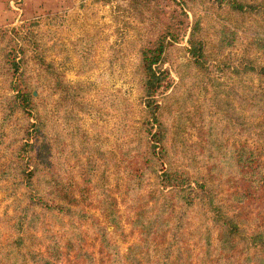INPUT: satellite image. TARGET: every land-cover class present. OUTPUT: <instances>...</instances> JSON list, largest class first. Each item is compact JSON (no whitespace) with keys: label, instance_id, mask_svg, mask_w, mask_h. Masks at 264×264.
Masks as SVG:
<instances>
[{"label":"trees","instance_id":"obj_1","mask_svg":"<svg viewBox=\"0 0 264 264\" xmlns=\"http://www.w3.org/2000/svg\"><path fill=\"white\" fill-rule=\"evenodd\" d=\"M173 1L192 12L187 54L189 65L195 69L190 76L195 82L188 88V98L194 96L192 89L198 87L196 79L206 75L210 79L208 74L212 73L214 66H219L218 60H214L217 61L213 62L214 66L210 64L213 54L238 49L244 41L248 42L250 52L264 53V0ZM203 1L208 3L210 10L216 8L215 14L221 21L210 28H205L202 16L194 10L195 5H204ZM234 29H239L246 36H239ZM166 32L142 46L139 52L137 72L145 114L141 128L132 133L135 140L125 142L116 137L120 142L117 157L92 149L88 145L89 138L78 126L77 113L88 107L82 103L81 86L66 84L59 77L52 78L48 87L53 90H46V98L41 100L39 95H33L30 78L25 79L19 72L20 67L26 64L25 51H20L21 58L18 56L20 53L14 52L9 62L12 71L9 85L13 96L1 97L0 100V149L9 155L3 164V180L8 177L22 179L21 184L25 186H19L26 188L23 195L28 198L26 211L38 206L60 226L68 225L76 231L74 219L92 221L93 217L85 210L87 207L96 208L114 232L123 234L115 189L108 188L113 173L115 187L118 192L120 190L123 202H132L128 206L132 217H127L126 224L130 227L129 234L136 235L139 243L131 244L121 256L117 247L110 245L106 228L93 220L91 224L101 247L99 254L102 255L103 249L108 250V264H193V250L188 246L193 240L191 236L197 237L201 243V251L195 257L197 264H264V159L261 151L246 144L248 139L255 137L256 142L264 146V93L251 89L244 91L236 97L238 110L230 100L234 96L231 91L216 94L210 104L194 106L200 128L197 129V143L191 146L195 156L190 164L184 163L183 157L177 154L182 156L183 153L177 150L179 127L172 132L162 112L168 108L165 106L164 109V103L176 98L177 90L187 85L185 75L173 88L172 94L164 96L161 91L169 87L165 84L167 72L155 68L164 62L168 48L178 41L179 31L168 28ZM166 36L169 37L166 39ZM32 46L34 49L37 47L35 44ZM210 47L212 54L207 53ZM243 63L241 71L235 68L232 73L240 78L248 74L264 75V65L260 66L247 57ZM40 64L50 66L43 60ZM55 94L58 96L55 109L61 113L66 130L69 129L70 150L61 125L52 123L47 113L46 117L38 114L39 109L44 111V102L47 103ZM121 106L128 118L129 105L124 103ZM116 110L121 113L118 108ZM222 110L226 112L223 127L208 122L209 116ZM118 125L116 128L119 129ZM121 126L125 131V126ZM116 128L112 133L118 132ZM232 135L238 139L229 144ZM236 141L238 144L234 145ZM80 156L85 162L80 161ZM70 157L76 158V173L68 164ZM195 161L204 172L192 166ZM121 178L123 185L119 183ZM214 179L224 180V185L231 192L227 199L219 198V187ZM150 180H153V190L141 203L140 196ZM93 200L97 205L89 207ZM226 201L233 205H226ZM190 212H197L199 226L188 236L183 231ZM249 215H254L252 230L248 224ZM24 220L25 217L16 222L18 236L10 243L11 252L0 254V264H6L5 261L7 264H54L62 258L70 262V252L74 253V261L93 264L91 255L84 252L83 247L75 252L74 246H67L69 253L64 254L54 240L46 247L45 256L34 248L26 249L24 235L27 229L33 230V221L25 225L21 223ZM31 238L34 240V236ZM78 242H82L80 236ZM150 253L156 256L155 260H150Z\"/></svg>","mask_w":264,"mask_h":264},{"label":"rangeland","instance_id":"obj_2","mask_svg":"<svg viewBox=\"0 0 264 264\" xmlns=\"http://www.w3.org/2000/svg\"><path fill=\"white\" fill-rule=\"evenodd\" d=\"M43 1L45 11L48 13L58 11L54 13L56 15L50 14L45 18H36L30 21L22 20V17H20L18 18L19 23L15 26L0 28V100L1 97L13 96L9 85V80L12 78L9 62L13 59V53L25 51L26 64L20 67L19 72L24 74L25 79L30 78L29 84L34 96L39 95L41 100H45L46 90L50 92L53 90L52 87H48V82L55 77H59L66 84L81 86L82 103L87 104L88 107L83 112H78L76 119L82 132L89 138L88 145L92 149H100L107 155L112 154L117 157L119 155L118 144H120L116 140L117 136L125 142L135 140L132 133L141 128V122L145 114V104L140 88L139 73L137 72L140 62L139 52L142 46L166 34L168 28H173L176 32L179 31L178 41L168 48L164 62L155 68H160L161 72H167L168 78H166L165 84L169 87L166 91H161L165 93L164 96L171 95L173 88L179 84L181 77L185 75L187 85L177 90L176 98L164 103L163 107L165 109V106H167L168 112H162L164 113L163 117L166 116L165 120L171 126L172 132H176L177 127H179L180 143L177 150L178 152L183 151V153L182 156L180 153L177 154L181 158L183 157L184 163L190 164L195 156L192 153L191 146L197 143V129L200 128L199 118L195 117L193 110L194 106L210 104V100L216 94L220 93L221 95V92L231 91L234 96L230 100H232L235 109L238 110L240 108H238L236 97L241 96L244 91L251 89L258 93H264V75L248 74L240 78L232 73L235 68L241 71L244 65V57L255 60L260 66L264 65V53L250 52V49H247L248 42L244 41L238 49L225 50L218 55L213 54L210 64L213 65V62L217 63L214 60H218L220 62L219 66L213 65L215 68L211 74H208L210 79H207V75L196 79L198 87L192 89L194 96L187 97L188 88L195 82L190 77L195 69L192 70L191 65H189L187 54V40L192 22V12L173 0ZM202 4L204 5H195L194 10L202 16L205 28H210L221 22L215 14L217 13L216 8L210 10L206 1H203ZM16 8L20 10L23 7L20 4ZM30 10L27 12L28 14L35 11L31 12ZM234 31L239 36H246L239 29H234ZM168 37L166 36V39ZM32 44L37 45V47L34 49ZM211 47L207 49L208 54L214 53ZM18 56L21 58L22 54ZM41 60L50 66L41 65ZM199 75L202 74L199 73ZM194 76L198 77L196 74ZM57 100L58 96L53 95L47 103L44 102V111L39 109L38 114L46 117L47 113L48 118L51 121L53 120L52 123L55 122L61 125L62 134L66 136L70 150L69 129L66 130V126L61 119V113L55 109ZM123 102L129 105L128 118L124 116L125 112L122 111L123 107L121 105L124 104ZM193 102H195V105ZM225 113V110L219 111L217 114L213 113L214 116L208 117V122L223 127ZM33 114L31 113L32 116ZM121 122L125 126V131L121 126ZM117 125L119 129L116 128ZM115 128L118 132L112 133ZM230 138L229 144L233 143V139H238L235 135ZM237 144L238 141L234 145ZM246 144L257 151H261L264 159V146L257 143L255 137L248 139ZM74 147L76 148V146ZM78 147L79 140H77V149ZM8 158L9 155L5 154L4 149L1 148L0 254L11 252L10 243L18 236L16 235V222L19 223L20 219L25 217V220L21 223L26 225L36 215H38L37 218L33 219L31 223L33 230L27 229L24 235V238L27 239L25 247L26 249L34 248L38 254L43 256L46 255V247L54 240L53 242L58 243L61 252H64V254L69 253V251H66V249L68 250L67 246H74L75 252L78 248L83 247V251L91 255L93 264H108L109 261L106 258L108 250L103 249L102 255L99 254L101 247L91 224L93 220L97 221L101 227L106 228L110 245H115L121 256H124L131 244L139 243L136 235L129 234L130 227L126 224L127 217H132V211L128 208L132 202H128L129 204L123 202L120 190L118 192L115 187L116 181L113 173L110 176L111 181H109L108 188L115 189L114 195L118 200L117 210L122 218L123 234L118 231L114 232L113 227L104 222L99 209L88 207L85 211L93 217L92 221H79L78 218H75L76 231H74L68 225L60 226L59 223H56L57 220L50 219L51 215L48 214V216L46 212H42L43 210L38 206L34 207L33 210L26 211L28 198L23 196L26 188L24 184H21L22 179L15 178L12 180L11 177H8L3 180V164ZM79 158L80 161L85 162L84 158L81 156ZM68 164L72 167L73 173L77 172L78 164L75 157H70ZM194 165L198 171L204 172L197 161L192 163V166ZM30 167L32 166L30 165ZM213 181L219 187V198L227 199L231 192L224 185V180L214 179ZM34 182L37 186L35 179ZM151 182L153 180L149 181L140 196L141 203L143 200H147V193L153 190ZM119 183H124V180L121 178ZM225 204L233 205L230 201H226ZM96 205L97 201L93 200L89 207ZM244 213L246 212L244 211ZM197 215V212L187 214L183 231L185 235L190 236L199 226ZM253 219L254 215L248 216L250 230L254 228ZM67 222L68 220L65 224ZM31 236H34V240ZM79 236L82 242H78ZM191 238L193 240L189 241L188 246L193 250V264H197L195 257L201 251V243H199L197 237L191 236ZM73 257L74 253L70 252V262L66 258H62L60 262L54 264H86V262L74 261ZM149 258L155 260L156 256L150 253ZM102 259L103 261H101ZM7 262L5 261L6 264Z\"/></svg>","mask_w":264,"mask_h":264},{"label":"crops","instance_id":"obj_3","mask_svg":"<svg viewBox=\"0 0 264 264\" xmlns=\"http://www.w3.org/2000/svg\"><path fill=\"white\" fill-rule=\"evenodd\" d=\"M43 0H0V28L13 27L22 20L30 21L32 19L45 18L46 16L56 15L58 11L48 13L44 9ZM23 7L17 10V6ZM32 8V10H30ZM33 11L28 14V11Z\"/></svg>","mask_w":264,"mask_h":264}]
</instances>
